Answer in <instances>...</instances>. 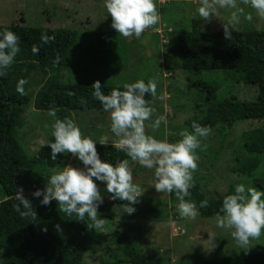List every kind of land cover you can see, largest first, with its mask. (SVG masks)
I'll use <instances>...</instances> for the list:
<instances>
[{"label": "rangeland", "instance_id": "rangeland-1", "mask_svg": "<svg viewBox=\"0 0 264 264\" xmlns=\"http://www.w3.org/2000/svg\"><path fill=\"white\" fill-rule=\"evenodd\" d=\"M153 2L160 20L146 29L139 38L134 35L123 37L111 28L112 21L105 8V0H0V26L19 24L82 32L83 39L72 47L69 54L70 65L68 70L61 73V81L74 83L86 80L90 75L87 80L91 82L99 80L101 83L124 86L140 80L142 73L157 86V94L151 105L155 112L146 121V134L160 141L176 143L182 139V131L191 132L189 122L202 118L209 107L205 101L207 93L199 91L196 83L202 81L216 84L218 100L235 97L239 101H252L257 89L253 84L229 78L223 71H183L176 60H164L163 53L167 48L159 42L163 28L173 29L177 35V31L190 30L192 26L204 32L223 31L222 23L229 18L230 10L219 9L217 17L206 22L196 14L200 6L199 0ZM238 4L244 8L245 14L251 12L252 20L246 21L242 16V23L237 30L264 29V18L259 17L250 6L243 5L241 0H238ZM104 34L111 37L118 58H103L98 55L92 62V58L87 57L88 47L102 42ZM102 58L103 62H98ZM167 64L172 69H168ZM85 69L89 71V75L87 72L83 74ZM38 73L29 81L33 95L45 79ZM48 113L35 110L31 101L23 114L24 126L19 130V140L29 155L36 153L52 135V125L59 119V115L50 116ZM160 115L166 117V122H162L153 131L149 125ZM70 117L80 128L82 137L94 140L95 144H100L99 141L107 137L108 144L105 146L114 147L117 138L111 132L108 112L74 111L70 113ZM211 130L207 137L200 138L201 145H206V148L196 150L199 160L193 173V182L198 183V193L206 199L225 194L229 186L240 183L246 187L251 186L252 179L239 172L238 166L255 157L248 154L246 146L251 143L253 135L264 131V120H246L231 127L218 123ZM170 135L176 140L169 141ZM259 158L260 163L254 172L264 169V156L260 155ZM65 166L84 167L71 153H64L52 174L53 171H62ZM129 169L133 175V184L141 189L139 203L134 205L135 212L131 215L121 212V205L127 203L123 201L110 208L109 219L102 214L107 209L106 206L103 207L98 211V218L104 219V225L95 229L98 233H120L148 261L158 264H214L250 251H264V229L258 239L250 240L249 249L242 250L236 246L231 230L217 227L216 216L202 218L199 214L195 219L181 217L178 199L173 200L167 193H158L153 187L154 169H147L132 160L129 161ZM93 179L100 192L104 193V202L111 203L113 200L109 199L111 194L106 192L105 184ZM189 191L190 196L185 199L195 203L194 192L191 188ZM2 199L0 192V201ZM55 217L59 220H77L75 214L68 216L63 212ZM87 220L88 217L85 216V221ZM211 239L213 240L210 241ZM117 251L114 241L91 247L85 252V263L97 264L100 260L113 262V255H121Z\"/></svg>", "mask_w": 264, "mask_h": 264}, {"label": "trees", "instance_id": "trees-1", "mask_svg": "<svg viewBox=\"0 0 264 264\" xmlns=\"http://www.w3.org/2000/svg\"><path fill=\"white\" fill-rule=\"evenodd\" d=\"M168 29V27H167ZM171 29V28H170ZM173 35L176 34L171 29ZM6 31H11L19 37L20 51L12 65L6 69V75L0 76V247L1 264H86L85 252L91 247H97L109 242H115L119 257L113 255V262L100 260L97 264H158L150 262L137 252L135 246L127 242L120 233L100 234L91 230L85 222L79 220H59L57 216L60 206L55 200L44 206L40 198L31 195L36 189H43L48 182L52 170L56 168L63 154H57V159H51V149L47 145L54 142L51 135L36 153L27 154L20 144L19 130L24 126L23 114L33 102L37 111L49 112L54 109L60 120L71 119L74 111H100L102 104L93 97L92 83L89 71L86 80L74 83L61 81V73L69 68V54L72 47L83 39V33L66 28H35L19 24L0 26V39ZM179 35L171 36L167 50L163 53L164 60H176L183 71H223L229 78L238 79L246 84L256 86L257 93L252 101H239L232 97L218 100L217 85L208 82H198L199 91L206 92L205 101L209 104L202 118L189 122L213 129L218 123L228 127L237 123L252 120H264V29L236 30L232 38H224L223 31L204 32L192 26L190 30L177 31ZM54 36V41L44 44L41 35ZM102 42L88 47L87 57L94 62V57L118 58L115 45L108 34H104ZM160 42V41H159ZM161 43V42H160ZM36 46L38 51L33 53ZM99 57V56H98ZM57 58H59L58 63ZM103 58L98 62L102 63ZM172 69L170 65H166ZM40 71V72H39ZM40 73L45 77L43 84L33 95L30 92L29 81ZM38 73V75H39ZM24 79L27 83L24 94L16 91L17 83ZM140 80L146 84L149 80L141 73ZM105 95L113 89L126 90L122 85L101 83ZM145 99L152 105L153 97L148 94ZM176 140L172 135L170 140ZM251 143L246 146L254 158L246 160L238 166V171L250 177V187L264 192V169L254 172L260 163L259 156H264V131L253 135ZM99 158L102 162L111 163L128 159L123 151L112 146L96 144ZM197 183V182H196ZM191 188L194 192L195 203L202 218L216 216L220 211L223 198L233 194L235 186H229L225 194L214 199H206L198 193V183ZM23 188V194L32 201L38 219L21 218L16 211L17 201L14 199L17 187ZM102 197L104 193H101ZM173 200L175 193L170 194ZM264 199V197H262ZM207 201L206 208H200L201 201ZM115 200L104 202L98 211L107 207L103 215L111 218L110 208L122 204ZM59 225V229L55 226ZM46 229V231L44 230ZM109 250L111 248L109 247ZM214 264H264V251H250L235 255Z\"/></svg>", "mask_w": 264, "mask_h": 264}, {"label": "clouds", "instance_id": "clouds-1", "mask_svg": "<svg viewBox=\"0 0 264 264\" xmlns=\"http://www.w3.org/2000/svg\"><path fill=\"white\" fill-rule=\"evenodd\" d=\"M241 3L250 6L259 17L264 18V0H241ZM199 4L196 14L206 22L216 18L219 9L230 10L229 18L222 23L224 38L227 40L232 38V33L241 25L242 16L246 21L252 20L251 12L245 14L238 0H199ZM105 8L111 17V28L123 37L134 35L139 38L146 29L160 20L153 0H105ZM54 39V36L41 35L44 44ZM19 51V37L11 31L4 32L0 39V76L6 75V69L12 65ZM32 51L37 53V47L33 46ZM26 83L24 79L17 83L16 91L21 95L24 94L23 86ZM156 87L154 81L146 84L138 80L125 84L126 90L113 89L105 95L101 82L96 80L92 83V95L102 104L104 111L110 114V129L117 138L114 147L139 165L154 169L155 190L158 193H175L180 216L195 219L199 215L197 205L185 197L190 196L189 189L194 186L193 173L199 160L196 150L206 148V145H201L200 138L207 137L212 130L193 123L192 131H182V139L176 143L160 141L146 134V121L151 119L155 109L149 106L145 96L150 94L156 97ZM48 114L55 116L56 111L52 109ZM162 122H166V117L160 115L149 126L155 131ZM52 128L54 142L47 144L51 149V159L56 160L57 154L71 153L84 167L65 166L62 171H53L45 187L42 190L36 189L31 195L42 197L39 203L44 206L55 200L61 212L68 216L75 214L77 220L85 222L91 230L99 229L104 225V219L98 218V209L104 199L94 182L95 178V181L105 184L106 192L111 194L109 199L127 201L121 205V212L133 214L134 205L139 203L141 189L133 184L129 160H121L115 166L102 162L94 140L82 137L80 128L71 119H57ZM99 143L108 144V138L105 137ZM262 197L264 192L255 187L237 184L234 193L223 198L216 215L217 227L231 230L236 246L242 250L249 249L250 240L258 239L264 229ZM14 199L17 201L16 211L21 218L33 222L38 219L32 201L23 194V188L17 187ZM207 206L206 200L200 202V208ZM85 216L88 217L87 221ZM55 227L59 229V225Z\"/></svg>", "mask_w": 264, "mask_h": 264}, {"label": "built area", "instance_id": "built-area-1", "mask_svg": "<svg viewBox=\"0 0 264 264\" xmlns=\"http://www.w3.org/2000/svg\"><path fill=\"white\" fill-rule=\"evenodd\" d=\"M171 36H173V32L170 28H163L160 31V42L163 47L168 48L166 44L169 43V39Z\"/></svg>", "mask_w": 264, "mask_h": 264}]
</instances>
